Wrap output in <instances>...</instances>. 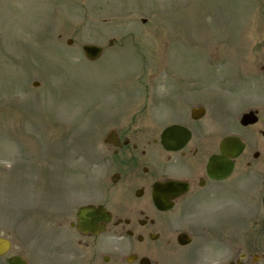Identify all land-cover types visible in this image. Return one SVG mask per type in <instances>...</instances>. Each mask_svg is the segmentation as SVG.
Listing matches in <instances>:
<instances>
[{
	"label": "rangeland",
	"instance_id": "1",
	"mask_svg": "<svg viewBox=\"0 0 264 264\" xmlns=\"http://www.w3.org/2000/svg\"><path fill=\"white\" fill-rule=\"evenodd\" d=\"M89 43L100 59L84 58ZM263 51L264 0H0V237L11 244L0 264L11 255L28 264L104 257L106 235L85 237L70 223L101 197L107 133L134 114V128L158 127L155 136L177 121L164 97L173 81L245 89L264 80ZM243 52L242 65L227 62ZM252 181L250 172L233 179V223L264 219V189ZM178 257L210 264L212 249L189 246Z\"/></svg>",
	"mask_w": 264,
	"mask_h": 264
},
{
	"label": "flooded vegetation",
	"instance_id": "2",
	"mask_svg": "<svg viewBox=\"0 0 264 264\" xmlns=\"http://www.w3.org/2000/svg\"><path fill=\"white\" fill-rule=\"evenodd\" d=\"M244 55H230L231 62H227L242 65ZM247 56L248 67L255 69L256 56ZM258 62L256 69L264 76V51ZM222 82L194 79L164 87L170 119L177 121L161 132L174 124L180 127L166 139L168 146H179L178 150L161 144L162 133L155 136L152 131L158 127L151 129L149 125L146 129L140 123L141 128H134L137 114L129 116L128 126L113 131L112 143L106 144L111 153L110 173L101 183L99 201L93 204L103 207L107 218L102 232L106 238L97 248L106 255L98 260L187 264L188 259L178 257L181 250L209 244L210 264H264V220L246 219L236 224L229 213L235 175L250 172L254 179L251 185L264 189V80L251 85L244 82L248 85L245 89L217 85ZM151 93L159 91L153 89ZM201 109L204 116L196 119L199 114L193 111ZM244 115L254 122L243 123L240 119ZM233 140L243 145L236 158ZM223 142L227 146L225 156L220 153ZM212 157L222 158L228 173L223 179L208 175ZM169 183L182 184L187 191L176 194L169 188L162 202L156 203L154 185ZM76 225L75 215L71 229ZM58 256L54 264H73L72 256L61 260ZM84 257L88 261L93 253Z\"/></svg>",
	"mask_w": 264,
	"mask_h": 264
},
{
	"label": "water",
	"instance_id": "3",
	"mask_svg": "<svg viewBox=\"0 0 264 264\" xmlns=\"http://www.w3.org/2000/svg\"><path fill=\"white\" fill-rule=\"evenodd\" d=\"M71 41H68V44H70ZM83 52H84V56H86V58H88L89 60H95L96 58H98L101 55V49L97 46L94 45H84L83 47ZM179 129L178 126H171L169 128H167L162 135V142L163 144H166V138L168 137L169 134H174L177 130ZM238 146V144H236ZM240 148L238 146V149L236 151V155L237 156L240 153ZM226 151V146L223 145V147L221 148V152H225ZM223 171H225V167L222 166V162H221V158H216L214 157L212 159V163H210V176L215 177V178H222L223 176L226 175V173H224ZM156 190V200H163V193L165 190V186L161 185L158 186L157 188H155ZM263 207H264V197H263ZM95 212L93 209L91 208H82L79 212H78V218L80 219V223H79V228L82 229V224H83V220L82 217L84 215H86L87 213H93ZM97 212V211H96ZM92 215V214H89ZM102 212H101V216H102ZM92 225H95V222L92 223ZM7 247V243L3 242L0 240V255L3 254V252L5 251ZM8 264H23V262L17 260V259H12L8 262Z\"/></svg>",
	"mask_w": 264,
	"mask_h": 264
}]
</instances>
